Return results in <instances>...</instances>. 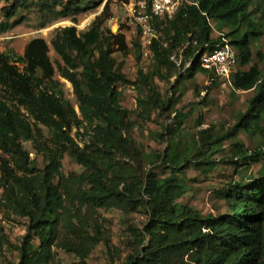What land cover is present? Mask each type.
<instances>
[{
	"label": "trees",
	"instance_id": "obj_1",
	"mask_svg": "<svg viewBox=\"0 0 264 264\" xmlns=\"http://www.w3.org/2000/svg\"><path fill=\"white\" fill-rule=\"evenodd\" d=\"M191 1L172 18L156 21L162 35L148 48L156 70L150 75L142 69L138 73L149 93L147 98H139L141 116L150 119L155 109L170 104L162 100L153 77L162 78V70L169 77L174 74L178 68L172 59L174 54L183 52L190 63L181 76L203 73L213 78L202 67L201 58L222 47L225 37L238 49L231 84L236 90L255 89L256 93L226 134H213L206 128L199 132L198 142L207 147V152H223L224 142L243 131L250 137L259 136L262 144L250 150L237 142L236 153L223 157L222 162L240 165V161H264V71L257 63L252 64L253 43L264 33V9L260 19L251 9V0ZM1 2L6 5L0 32L22 21L11 22L33 3ZM99 3L38 0L47 21L66 17L76 21L79 14ZM109 10L107 4L83 31L72 25L58 28L50 43L42 37L33 38L23 54L0 51V206L28 220L27 233L15 246L19 251L17 264H52L55 246L74 253L79 259L75 264H89L88 258L101 242L111 251L109 233L99 222L98 210L116 208L130 213L142 207L148 209L149 220L143 230L132 227V251L123 264H264V174L218 190L228 212L204 215L190 206H178L184 185L175 173L183 164L191 165L189 151L179 150V142L170 140L161 156L173 171L167 178H160L154 171L143 177L128 171L126 163L118 160L128 156L127 150L132 147L124 132L130 110L122 105L121 85L136 82L123 72L125 58L131 52L125 33L121 29L114 33L104 26ZM134 43L136 60L141 61L144 43L141 39ZM51 47L59 60L51 59ZM116 52L124 59L118 61ZM258 57L263 58L261 52ZM246 66L250 67L244 70ZM56 75L72 84L80 114ZM192 111L177 112L176 127H182ZM40 125L49 129L50 140L45 139ZM84 125L93 131L89 136L81 132ZM74 128L84 146L73 135ZM24 141H31L48 158L44 168L31 158ZM66 152L84 170L68 175L59 171L56 181L51 164ZM202 164L214 168L218 162L208 159Z\"/></svg>",
	"mask_w": 264,
	"mask_h": 264
},
{
	"label": "rangeland",
	"instance_id": "obj_2",
	"mask_svg": "<svg viewBox=\"0 0 264 264\" xmlns=\"http://www.w3.org/2000/svg\"><path fill=\"white\" fill-rule=\"evenodd\" d=\"M67 1V0H64ZM100 2L95 8L78 15L74 21L71 17L58 18L47 21V15L40 11L38 0H32L28 10L21 11L11 22L21 18L6 32H0V51L16 52L23 54L27 43L36 37L44 38L48 43L55 36L58 28L76 26L78 31L87 29L94 20L100 16L108 4L109 18L104 26L116 33L120 29L125 33L131 46V52L125 58L123 72L134 84L121 85L122 105L130 110V117L125 128V135L131 139L132 147L127 150L128 156H120L118 160L126 163V169L136 172L145 177L150 171H154L160 178L172 176L170 166L163 163L161 156L168 148L170 140L179 142L178 149L182 152L189 151L191 165L183 164L181 170L175 173L177 179L184 185L182 197L178 200V206H190L202 212V214L214 215L225 214L228 208L225 202L218 196V190L233 182L248 183L264 174V161L242 163L240 165L222 162L223 157H230L236 153L235 144L239 142L245 148L253 150L262 144L259 136L250 137L240 131L237 136L231 137L224 142V151L218 153L207 152L204 146L198 142L199 132L211 128L213 134H226L232 128L241 113H244L249 100L255 95L256 90H236L234 86L219 78L212 80L208 74L198 73L194 77H183L189 66L183 52L174 54L173 61L178 65L174 74L169 77L166 70H162L163 77L154 76L153 82L157 91L161 93L162 100L169 102L164 109H155L150 119L141 116V107L138 105L139 98L148 97V90L139 81V70L146 74H152L156 70L154 59L149 55L147 45L143 44L142 59L136 60L135 41L142 38L139 29L136 28L134 19L128 17V11L121 0H93ZM251 9L257 17L262 19L261 10L264 9L262 0H251ZM5 2L0 3V21L5 20L2 8ZM262 21V20H261ZM264 22V21H263ZM162 32L158 30V38ZM166 38V34L164 35ZM216 36V34H215ZM235 50L238 49L234 46ZM253 63H257L264 71V33L260 40L253 43ZM258 52L263 58L258 57ZM118 61L124 59L120 52L114 54ZM50 57L53 61L60 57L51 47ZM250 66L243 69L247 70ZM64 84L65 95L70 99L79 113L78 103L73 91L72 84L64 78L56 75ZM191 113L184 119L182 127H176L177 112ZM80 114V113H79ZM46 140L51 139L49 129L40 125ZM81 132L87 136L93 131L90 126L84 125ZM81 146L84 141L77 135V129L72 131ZM89 138V137H88ZM24 146L30 152V156L36 159L38 166L44 168L49 162L48 158L39 153L31 141H24ZM208 159L216 160L217 166L210 168L202 164ZM50 169L57 173L61 171L65 175L72 172L80 173L84 167L69 152L64 153L61 159L55 160ZM0 190V197H1ZM98 219L109 233L111 251L104 242H101L88 258L89 264H123L126 256L132 251L134 240L132 227L141 230L149 220V211L142 207L139 211L126 213L122 210L111 208L98 210ZM28 220L6 212L0 206V264H17L19 251L15 249L21 243L27 233ZM55 258L52 264H75L79 261L74 253L55 246L53 248Z\"/></svg>",
	"mask_w": 264,
	"mask_h": 264
},
{
	"label": "built area",
	"instance_id": "obj_3",
	"mask_svg": "<svg viewBox=\"0 0 264 264\" xmlns=\"http://www.w3.org/2000/svg\"><path fill=\"white\" fill-rule=\"evenodd\" d=\"M121 2L128 11V17L134 19L147 49L153 39L158 38L156 21L170 19L184 4L192 3L191 0H121ZM222 39L225 41L224 45L205 53L201 58V65L213 74L212 79L221 78L231 83V76L238 63V54L225 37Z\"/></svg>",
	"mask_w": 264,
	"mask_h": 264
}]
</instances>
